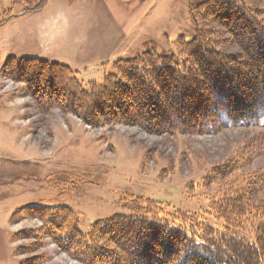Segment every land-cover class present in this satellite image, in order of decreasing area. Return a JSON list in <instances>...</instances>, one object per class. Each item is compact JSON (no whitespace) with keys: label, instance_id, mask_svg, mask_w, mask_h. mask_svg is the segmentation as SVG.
<instances>
[{"label":"rangeland","instance_id":"obj_1","mask_svg":"<svg viewBox=\"0 0 264 264\" xmlns=\"http://www.w3.org/2000/svg\"><path fill=\"white\" fill-rule=\"evenodd\" d=\"M31 1L0 0V22L13 15L0 25V264H83L39 218L12 221L22 208L58 200L81 215L84 233L113 215H131L120 202L138 198L222 230L209 208L218 185H199L214 168L244 156L248 164L238 174L262 172L264 127L212 120L174 135L93 127L58 105L43 107L8 75L11 57H35L70 67L87 86L115 75L120 60L151 50L179 56L180 37H195L192 7L208 0ZM244 1L264 19V0ZM206 26L230 40L216 23ZM225 46V53L240 54Z\"/></svg>","mask_w":264,"mask_h":264},{"label":"trees","instance_id":"obj_2","mask_svg":"<svg viewBox=\"0 0 264 264\" xmlns=\"http://www.w3.org/2000/svg\"><path fill=\"white\" fill-rule=\"evenodd\" d=\"M191 14L195 37L191 42L180 37L179 56L151 50L120 60L116 74L102 84L85 86L70 67L35 57H11L8 75L24 82L43 107L58 105L93 127L123 124L166 135L212 120L264 127V19L244 0H208ZM210 22L230 40L207 27ZM225 45L240 54L225 53ZM246 158L214 168L199 185H218L209 208L224 223L222 230L198 215H171L142 198L122 199L131 215H113L86 233L81 215L59 200L22 208L12 221L39 218L57 244L83 264H264V170L238 174Z\"/></svg>","mask_w":264,"mask_h":264},{"label":"flooded vegetation","instance_id":"obj_3","mask_svg":"<svg viewBox=\"0 0 264 264\" xmlns=\"http://www.w3.org/2000/svg\"><path fill=\"white\" fill-rule=\"evenodd\" d=\"M43 1V0H42ZM30 8V7H29ZM13 17V15L12 16H9L8 18H6L3 22H0V25H2V24H4V22H6L8 19H10V18H12Z\"/></svg>","mask_w":264,"mask_h":264},{"label":"crops","instance_id":"obj_4","mask_svg":"<svg viewBox=\"0 0 264 264\" xmlns=\"http://www.w3.org/2000/svg\"><path fill=\"white\" fill-rule=\"evenodd\" d=\"M97 1H98V0H97ZM99 18H100V17H99ZM95 19H96V18H95ZM101 19H102V17H101ZM101 19H99V20H101ZM99 20H98V21H99ZM85 34H87V32H86ZM84 37H85V36H84ZM77 56H78V55H77Z\"/></svg>","mask_w":264,"mask_h":264}]
</instances>
